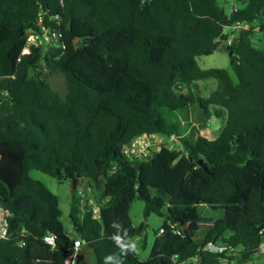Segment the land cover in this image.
<instances>
[{"label":"trees","instance_id":"16d2710c","mask_svg":"<svg viewBox=\"0 0 264 264\" xmlns=\"http://www.w3.org/2000/svg\"><path fill=\"white\" fill-rule=\"evenodd\" d=\"M238 1L226 14L219 0H0V202L9 213L0 264H64L75 239L94 264L113 254L123 264H255L264 255V0ZM43 29L51 43L22 54L27 33ZM218 41L237 83L196 62ZM204 80L216 82L207 96ZM193 107L205 120L226 116L216 138L175 123ZM143 135L174 136L179 147L128 156ZM30 170L87 180L99 217L72 189L69 235L57 197ZM143 180L154 191L144 217L163 218L147 260L117 243L146 228L128 214ZM199 206L223 216L195 242L210 221Z\"/></svg>","mask_w":264,"mask_h":264},{"label":"rangeland","instance_id":"374dc122","mask_svg":"<svg viewBox=\"0 0 264 264\" xmlns=\"http://www.w3.org/2000/svg\"><path fill=\"white\" fill-rule=\"evenodd\" d=\"M224 7V11L226 14H230L233 8H241L243 4L238 0H219ZM226 32V30H224ZM259 48L263 46V44H256ZM196 62L198 66L202 69H211V68H218V69H225L228 71L232 81L234 83H237V78L235 73L232 71L230 67L229 62V55L226 51L224 44H220L216 49L213 50V52L210 55L206 56H200L196 58ZM198 84L200 85V89L202 91V94L204 96H207L212 90L216 87V82L214 80H204L199 81ZM178 120H175V123L179 126H183L184 123H193L198 128L200 134L204 136L207 139H214L218 136L221 128L225 124L226 116L223 115V118H215L212 116L208 120H205L199 111L196 109V107L191 108L189 111H179L177 113ZM187 136V133L184 134ZM150 143V147L154 150L163 142H166L169 144L170 147L178 148V140L175 141H168L164 139L163 136H153L152 138L148 139ZM127 154L130 155H136L137 153L131 152L130 147L126 148ZM147 154H149L148 151H146ZM140 154H137L139 156ZM29 176L36 180L41 182L50 192H52L58 199L59 208L61 210V223L64 226V229L68 232L69 235L72 234V226L71 221L69 218V212H70V205H71V199H72V183L71 181H59L56 178L50 177L38 170H30ZM76 192L78 196H81V192L85 190L87 187V180H83L80 183L76 182ZM91 189V195H85V198L81 199L80 197V207H82L88 198V196L96 200L98 197V194ZM147 195H153L154 191L152 189H147L144 180L142 185L140 186L139 196L131 203L129 208V218L134 226L140 225V223L145 219L146 221V228L142 232L140 236H137L133 238L131 241H134L136 244V254L138 255L140 260H147L150 252L153 248L154 240L156 234H158V230L162 226L163 218L151 213L146 218L144 217V207L145 202L144 198H146ZM84 206H88V203H86ZM83 206V207H84ZM199 215L206 217L210 221L201 222L199 231L196 233L193 240L197 242L204 234L205 231H207L210 226H212L216 221H218L223 216V212L221 210H213L207 206H199L197 208ZM264 245V244H263ZM77 262L76 264H94L90 250H88L85 247H82L81 250H79L77 254ZM76 259H74L75 264ZM255 264H264V255L261 257H258L254 259Z\"/></svg>","mask_w":264,"mask_h":264},{"label":"built area","instance_id":"2783aa9c","mask_svg":"<svg viewBox=\"0 0 264 264\" xmlns=\"http://www.w3.org/2000/svg\"><path fill=\"white\" fill-rule=\"evenodd\" d=\"M239 28L247 29L248 25L247 24H244V25L243 24L242 25L234 24L232 26V29L235 31H237ZM54 36H55L54 34H52V37L47 35L45 29L42 30L41 34H39L37 32L29 31L26 35L25 47L23 48L21 53L22 54L29 53L30 47L32 45L33 46H39V45L50 44L52 39L54 38ZM228 43H230V41ZM148 139L149 138L145 135L140 136V137L136 138L134 140V142L131 143L130 146H127V147H130L131 152L133 151V152L140 154V155H147L146 151H148V148L150 147V143H149ZM169 141L177 142V139L173 136L169 139ZM126 148H125V153L127 154ZM137 154L135 156H137ZM80 194H81V196H80L81 199L85 198L86 194L90 196L91 195V188L86 187L85 190L83 191V193L81 192ZM89 196L86 200V203H88L89 208L91 209V212L93 214V217L98 218L99 217V206L95 203V200L91 199ZM83 206L80 208L84 209L85 206L84 207ZM8 215H9L8 211L0 204V240H5L8 237V220H7ZM43 241H44V243H46L48 245H53L54 244V237L51 234H47L43 237ZM81 245H82V242L79 239H75L73 241V251H72L71 255H69L67 257L64 264H74V259H76V255H77ZM208 248L213 250V251H217V252H222L223 250H225L224 247H215L212 244H209ZM261 252L264 254V247L261 249Z\"/></svg>","mask_w":264,"mask_h":264},{"label":"clouds","instance_id":"9594fccd","mask_svg":"<svg viewBox=\"0 0 264 264\" xmlns=\"http://www.w3.org/2000/svg\"><path fill=\"white\" fill-rule=\"evenodd\" d=\"M117 243H118V246L121 247L122 252H124L125 250L128 252L136 251V244L134 241L124 240L123 242L121 241L118 242L117 240ZM113 259L117 260L118 264H123V261L119 257L115 256L114 254L105 257V264H110V262L113 261Z\"/></svg>","mask_w":264,"mask_h":264},{"label":"water","instance_id":"95a60500","mask_svg":"<svg viewBox=\"0 0 264 264\" xmlns=\"http://www.w3.org/2000/svg\"><path fill=\"white\" fill-rule=\"evenodd\" d=\"M74 44H76V42H77V39H74ZM221 44V42L220 41H218V42H216L211 48H212V50H214V49H216V47H218L219 45ZM75 47H76V45H75ZM228 55H231V52H228ZM198 163L199 164H202V160H198ZM76 180H73L72 181V187H73V189H75L76 188ZM0 204L5 208L6 206H5V204L3 203V202H0Z\"/></svg>","mask_w":264,"mask_h":264},{"label":"crops","instance_id":"0c3cea01","mask_svg":"<svg viewBox=\"0 0 264 264\" xmlns=\"http://www.w3.org/2000/svg\"><path fill=\"white\" fill-rule=\"evenodd\" d=\"M208 122H209V120H208ZM157 137V136H156ZM152 138V137H151ZM79 250H81V249H79ZM79 252V251H78Z\"/></svg>","mask_w":264,"mask_h":264}]
</instances>
